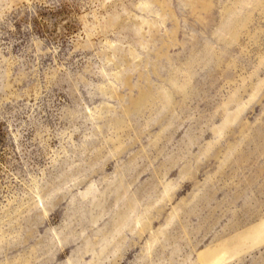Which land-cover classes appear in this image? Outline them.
Returning <instances> with one entry per match:
<instances>
[{"label":"rangeland","instance_id":"rangeland-1","mask_svg":"<svg viewBox=\"0 0 264 264\" xmlns=\"http://www.w3.org/2000/svg\"><path fill=\"white\" fill-rule=\"evenodd\" d=\"M0 264H264V0H0Z\"/></svg>","mask_w":264,"mask_h":264},{"label":"bare ground","instance_id":"bare-ground-1","mask_svg":"<svg viewBox=\"0 0 264 264\" xmlns=\"http://www.w3.org/2000/svg\"><path fill=\"white\" fill-rule=\"evenodd\" d=\"M94 191L93 189L90 187L82 196V198H87V197H93Z\"/></svg>","mask_w":264,"mask_h":264}]
</instances>
